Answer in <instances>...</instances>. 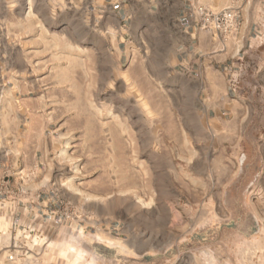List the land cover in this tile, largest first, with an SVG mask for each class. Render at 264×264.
<instances>
[{"label": "crops", "instance_id": "1", "mask_svg": "<svg viewBox=\"0 0 264 264\" xmlns=\"http://www.w3.org/2000/svg\"><path fill=\"white\" fill-rule=\"evenodd\" d=\"M194 1L213 10L233 8L240 15L237 29L222 38L198 28L187 15ZM46 2L52 17L55 4ZM39 6L40 0H0V264H172L168 248L204 241L125 238L123 222L117 220L110 229L108 213L93 221L92 207L86 205L77 220L60 221L61 192L54 179L49 185L43 157L46 150L60 149V128L73 118L61 117V102L71 99L62 98L53 67L43 73L44 65L30 59L36 50L22 24L29 22V12L49 21ZM68 7L84 14L99 33L95 50L101 71L109 70V55L123 64L119 79L125 90L133 89L134 99L143 72L166 89L163 111L155 124L148 123L155 140L164 141L152 148L171 152L165 176L171 178L174 198L156 209L166 216L158 219V225L164 223L158 230H188L177 217L190 214L188 205L179 203L188 204L190 198L196 201L192 230H198L205 213L204 161L216 168L223 191L232 182H251V168L264 165V125L257 105L263 97L251 94L256 83L248 73L264 71L259 41L264 19L257 0H69ZM14 23L21 25L14 29ZM112 133L123 138L118 128ZM134 145L144 149L142 142ZM96 148L119 151L125 144L107 141ZM182 251L176 249L175 257Z\"/></svg>", "mask_w": 264, "mask_h": 264}, {"label": "rangeland", "instance_id": "2", "mask_svg": "<svg viewBox=\"0 0 264 264\" xmlns=\"http://www.w3.org/2000/svg\"><path fill=\"white\" fill-rule=\"evenodd\" d=\"M51 2L55 4L52 17L48 15L46 0H40L38 7L49 18L48 22L29 12V22L22 25L29 32L30 48L36 50L30 59L44 65L43 73L53 67L54 81L59 83L62 98L71 99L60 104L62 119L73 118L70 124L62 122L60 149L46 150L43 157L49 185L52 188L54 179L55 189L61 192L60 221L77 220L86 205L92 207L93 221L97 215L108 213L110 229L117 220L123 222L125 238L141 235L150 241L157 238L204 241L198 246L193 243L188 247L168 248L167 252L173 256L172 264H264V165L251 168V182H232L223 191L216 168L204 161L205 213L199 216V229L192 230L197 223L196 216L191 215L196 201L190 198L188 204L186 200L179 202L188 205L190 214L177 217L179 222L183 221V227L188 224V230L177 227L171 231L158 230L164 227V223L157 224L158 219L166 216L158 215L156 209H161L166 198L170 203L174 198V191L169 190L171 178L165 176V160L171 152L152 148L164 141L155 140L148 123L151 120L155 124L156 114L163 111L166 89L155 86L147 72H143L142 86L135 91L134 99L133 89L127 91L121 85L119 74L123 73L118 68L123 64L118 65L113 55H109V70L101 71V55L95 50L100 48L99 33L85 22L84 14H73L69 0ZM257 5L264 19V0H257ZM16 25L21 24L14 23V29ZM260 36L264 53V34ZM248 73L256 83L251 94L263 97L257 105L264 125V71ZM117 128L123 132V138L112 133ZM134 130L138 132L136 137L132 134ZM107 141L124 143L125 149L96 148ZM138 142L143 143L144 149H134ZM91 238L95 239L96 235ZM219 240L227 245H219ZM176 249L183 250L178 257H175Z\"/></svg>", "mask_w": 264, "mask_h": 264}, {"label": "built area", "instance_id": "3", "mask_svg": "<svg viewBox=\"0 0 264 264\" xmlns=\"http://www.w3.org/2000/svg\"><path fill=\"white\" fill-rule=\"evenodd\" d=\"M187 15L198 28L208 30L222 38H226L237 29L240 16L233 8L213 10L198 1L190 4Z\"/></svg>", "mask_w": 264, "mask_h": 264}]
</instances>
